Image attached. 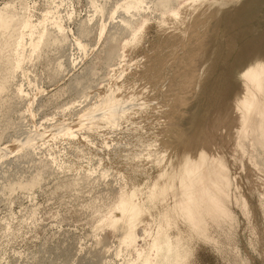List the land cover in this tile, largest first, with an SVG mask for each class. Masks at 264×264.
Here are the masks:
<instances>
[{"label":"rangeland","instance_id":"1","mask_svg":"<svg viewBox=\"0 0 264 264\" xmlns=\"http://www.w3.org/2000/svg\"><path fill=\"white\" fill-rule=\"evenodd\" d=\"M0 19V264H264V0H0Z\"/></svg>","mask_w":264,"mask_h":264},{"label":"bare ground","instance_id":"2","mask_svg":"<svg viewBox=\"0 0 264 264\" xmlns=\"http://www.w3.org/2000/svg\"><path fill=\"white\" fill-rule=\"evenodd\" d=\"M170 1V0H169ZM173 8V7H172ZM7 11V10H6ZM9 11H10V9H9ZM8 11V12H9ZM17 11H19V10H15V12H16V14L17 15H19V12H17ZM2 12V11H1ZM10 12H12V11H10ZM26 12V10L24 11V13ZM6 13V12H5ZM14 15H15V13L14 12H12ZM28 13V12H27ZM2 15H3V13H1ZM8 14V13H7ZM6 14V15H7ZM13 14H9L10 16H12ZM20 14H22V13H20ZM5 15V16H6ZM26 15V14H25ZM27 16H29V15H26V17H24V18H29V17H27ZM131 16V15H130ZM7 17V16H6ZM17 17V16H16ZM19 17V16H18ZM4 18V17H3ZM2 18V19H3ZM8 18V17H7ZM10 18V17H9ZM7 19L8 21L10 20V19ZM13 18V17H12ZM15 18V17H14ZM129 18V17H128ZM17 19H19V18H17ZM31 19V18H30ZM30 19H28V20H30ZM190 19V18H189ZM1 20V19H0ZM14 20V19H13ZM24 20V19H23ZM3 20H1V22H2ZM6 21V20H5ZM17 21V20H16ZM19 21V20H18ZM17 21V22H18ZM20 21H21V19H20ZM25 21V20H24ZM13 22V21H12ZM27 23L29 22V21H26ZM16 22L14 21V23H12L13 24V26H14V24H15ZM2 24V23H1ZM0 24V25H1ZM20 24V23H19ZM33 24V23H32ZM129 24V23H128ZM10 25H11V23H10ZM26 25V24H25ZM31 26V23L29 24H27V27L28 26ZM189 25V24H188ZM12 26V25H11ZM24 26V25H23ZM21 26H19V28H20ZM32 27V26H31ZM18 27L16 28V29H19ZM32 28H34V27H32ZM32 28H31V30H32ZM15 29V30H16ZM30 29V28H29ZM42 29V28H41ZM43 29H44V27H43ZM189 29V28H188ZM1 30V29H0ZM12 30V29H11ZM14 30V31H15ZM21 30V29H20ZM19 30V31H20ZM33 31V30H32ZM187 31V33H185V36H187V34H188V31L189 30H186ZM29 32H30V30H29ZM34 32V31H33ZM6 33V32H5ZM8 33H9V30H8ZM11 33V32H10ZM18 33V32H17ZM23 33H25V32H23ZM32 33V32H31ZM7 34V33H6ZM5 34V35H6ZM13 34V33H12ZM21 34H22V32H21ZM14 35V34H13ZM15 35H16V33H15ZM14 35V36H15ZM20 35V34H19ZM28 35V34H27ZM32 35V34H31ZM41 35V34H40ZM12 36V35H11ZM17 37H18V35H16ZM7 37V36H6ZM6 37H4L3 39L5 40V38ZM0 38H2V37H0ZM19 38V37H18ZM8 38H6V40H7ZM12 39H13V36H12ZM15 40H16V37L14 38ZM39 39V38H38ZM2 40V39H1ZM3 40V41H4ZM18 40V39H17ZM16 40V41H17ZM15 41V42H16ZM50 41V40H49ZM12 42H13V40H12ZM18 42H19V40H18ZM40 42V41H39ZM46 42V41H45ZM1 43V42H0ZM9 43V42H8ZM37 43V42H36ZM47 44V43H46ZM1 46V45H0ZM2 46H3V44H2ZM19 46V45H18ZM38 46V45H37ZM20 47H22L21 46V44H20ZM20 47H18V49H21ZM4 48H6V47H4ZM17 47L15 46V49H16ZM1 49H2V47H1ZM14 49V48H13ZM15 49H14V51H15ZM17 49V50H18ZM36 49V48H35ZM146 49V48H145ZM19 51V50H18ZM18 51H16L15 53H18ZM5 53H7V52H5ZM4 53V54H5ZM2 53H0V55H1ZM13 54V53H12ZM19 54H20V52H19ZM6 55V54H5ZM11 55V54H10ZM16 55V54H15ZM126 55V54H125ZM17 56V55H16ZM19 56V55H18ZM150 56V55H149ZM2 57H3V55H2ZM7 57V56H6ZM123 57V56H122ZM130 57V56H129ZM10 58V57H9ZM8 58V59H9ZM12 58H13V56H12ZM127 58V57H126ZM126 58H125V60H126ZM31 59V58H30ZM123 59V58H122ZM128 59V58H127ZM0 60H1V57H0ZM11 60V59H10ZM4 61H5V59H4ZM12 61H13V59H12ZM10 65V64H9ZM13 65V64H12ZM15 66V65H14ZM6 69V68H5ZM2 70V69H1ZM7 70V69H6ZM9 70V69H8ZM12 70V69H11ZM9 74V73H8ZM119 75V74H118ZM4 77V76H3ZM2 78V77H1ZM6 78V77H5ZM119 83V82H118ZM5 84V83H4ZM116 85V84H115ZM4 87V86H3ZM112 95V94H111ZM123 95H126V94H123ZM11 97V96H10ZM123 97V96H122ZM128 97V96H127ZM126 97V98H127ZM116 98H117V96H116ZM121 98V97H120ZM119 97H118V101H119V103L118 104H121V102L123 101L124 102V104H125V101L123 100V98L122 99H120ZM125 98V97H124ZM123 102H122V104H123ZM109 120V119H108ZM115 120V119H114ZM119 121V120H118ZM118 121H116L115 120V122H117V123H120V122H118ZM122 121V124L124 123L123 122V120H121ZM121 124V125H122ZM125 127V126H124ZM225 131V130H224ZM115 132V131H114ZM224 133H228V131H225ZM121 134V133H120ZM220 134V133H219ZM231 134H229L228 136H230ZM222 136V135H221ZM227 136H225V138H223V140H224V142H221V144L223 143V145H224V148H226L227 149V151H228V148H227V146L229 145L230 146V144H229V141H230V143H231V138H232V135H231V137L230 138H226ZM221 139V138H220ZM227 139V140H226ZM234 139V138H233ZM123 140V139H122ZM125 140V139H124ZM226 140V141H225ZM229 140V141H228ZM221 141V140H220ZM234 141V140H233ZM212 141H210V147H208V151L206 150V152H207V154L208 155H210L209 157H207V160H208V163H207V165H206V168H204L205 170H207V166H209L210 168H211V173L209 174V175H207V176H205V178H204V175L203 176H200V177H198V179L196 180L197 181V185H196V187L197 186H201L200 187V189H199V192L201 191V189L204 191V195H203V197H204V199H205V204H204V206H203V208L205 209V211H208L207 213H210V214H212V216H213V218H216V214H217V207H216V205L217 206H219V208H220V210H225V208H223L222 207V202H221V199H219L218 197H215V195H214V193H213V188H216L217 189V186H214V184H215V182L216 181H219L218 179H219V170L220 171H223L224 169L221 167V166H219L218 164H217V159H216V161H215V158H216V156H217V152H216V150L213 148V146H215V145H212V143H211ZM123 143V142H122ZM121 143V144H122ZM227 143V144H226ZM203 144H205L204 142H203ZM217 144V143H216ZM219 144V143H218ZM232 146H230V148H231ZM222 148V147H221ZM236 148V147H235ZM220 152H222V151H220ZM229 153H230V151H229ZM233 154V153H232ZM120 155H123V153L121 154L120 153ZM205 155V153H203V156ZM208 155H206V156H208ZM114 156V155H113ZM117 158V157H116ZM120 158V157H119ZM122 158V157H121ZM116 163V162H115ZM118 163H120V162H118ZM121 163H122V161H121ZM121 165V164H120ZM218 165V169H216V167L215 166H217ZM209 167H208V169H209ZM213 167H214V169H213ZM196 171V170H195ZM196 177V176H195ZM250 177V176H249ZM253 177V176H252ZM191 185H192V187H191ZM219 185V184H218ZM114 186V185H113ZM115 186H116V184H115ZM112 187V186H111ZM196 187H195V193H196ZM124 188V187H123ZM120 189H122V187L120 188ZM118 190V189H117ZM126 190V189H125ZM187 190H188V193L189 194H193V183H192V181L190 182V181H188L187 182ZM123 191V190H122ZM128 191V190H127ZM216 192H217V190H215ZM219 192V191H218ZM110 193H111V191H110ZM115 193V192H114ZM118 194H119V192H117ZM222 193H223V191H222ZM126 194H128V193H125L124 195H125V199L127 200V199H129L128 197H126ZM122 195V194H121ZM196 195V194H195ZM190 196V195H189ZM188 196V198L190 199L191 198V196L189 197ZM222 196V195H221ZM123 197H121L122 199L121 200H123L124 198ZM131 200V199H130ZM138 200V199H137ZM118 201V200H117ZM116 201V202H117ZM139 201V200H138ZM109 203V202H108ZM194 203H196V202H194ZM121 204L122 205H124L125 203H124V201L123 202H121ZM136 204V203H135ZM197 204V203H196ZM221 204V205H220ZM224 205V204H223ZM111 206V205H110ZM109 206V207H110ZM112 206H113V203H112ZM128 206H129V204H128ZM127 206V207H128ZM235 206V205H234ZM114 207V206H113ZM123 207V206H122ZM126 207H123L122 209H125ZM193 208H194V206H193ZM112 209V208H111ZM97 210V209H96ZM119 210V209H118ZM127 210V209H126ZM107 211V210H106ZM116 211V210H115ZM104 212V211H103ZM107 212H109V211H107ZM106 212V213H107ZM122 212V211H121ZM120 212V213H121ZM196 212V211H195ZM118 213H119V211H118ZM119 213V214H120ZM138 213H139V211H138ZM197 214V213H196ZM200 214V213H199ZM118 215V214H117ZM121 215V214H120ZM120 215H119V217H120ZM124 215V214H123ZM153 216V215H152ZM103 217H105L107 220H108V222H109V219H110V221H112L111 220V216H110V218L108 219V217H107V214H105L104 213V216ZM114 217V216H113ZM118 217V218H119ZM123 217V216H122ZM139 217V216H138ZM210 217V216H209ZM102 219V218H101ZM100 219V221H104V219H102L101 220ZM113 219V218H112ZM141 220V219H140ZM216 220V219H215ZM124 221V220H123ZM105 223H107V222H105ZM120 223V222H119ZM122 224V223H121ZM225 224V223H224ZM124 225V224H123ZM232 226H233V224H232ZM123 227V226H122ZM228 227V226H227ZM121 228V227H120ZM219 228V227H218ZM221 228V227H220ZM229 229V228H228ZM220 230H223V229H220ZM225 232V231H224ZM231 233V232H230ZM166 234V233H165ZM228 233H226V235H227ZM168 235V234H167ZM229 235H231V234H229ZM156 236V235H155ZM159 237H160V235H158ZM162 236H164V235H162ZM223 236V235H222ZM228 236V235H227ZM157 237V236H156ZM165 237V236H164ZM168 237V236H167ZM226 237V236H225ZM158 238V237H157ZM222 239V238H221ZM155 240V242L154 243H156V240L157 239H154ZM158 240L160 241V238H158ZM157 240V242L159 243V241ZM167 241V238H166V240L163 238V240H161V244H160V246H159V250L161 251V254H159V255H161V256H163L164 257V255H165V253L167 252V251H169L170 249H171V242L169 243V242H166ZM151 244H153V243H151ZM156 247H155V251H156V248H157V246H158V244L157 245H155ZM255 249V248H254ZM151 250V249H150ZM157 250H158V248H157ZM155 251H153V252H155ZM157 253H159V251L157 252ZM149 254V253H148ZM147 254V255H148ZM156 254V253H155ZM146 257V256H145ZM151 257V256H150ZM147 258V257H146ZM161 258V257H160ZM147 259H149V258H147ZM144 260V259H143ZM147 262H148V260H146ZM131 263V262H130ZM142 264H143V262H142Z\"/></svg>","mask_w":264,"mask_h":264}]
</instances>
